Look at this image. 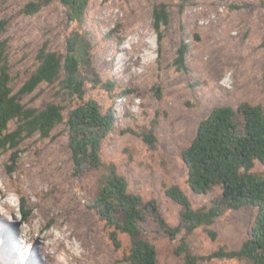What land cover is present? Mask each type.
<instances>
[{"label": "rangeland", "instance_id": "rangeland-1", "mask_svg": "<svg viewBox=\"0 0 264 264\" xmlns=\"http://www.w3.org/2000/svg\"><path fill=\"white\" fill-rule=\"evenodd\" d=\"M27 1L0 0V17L7 20L0 39L6 41L13 92L37 66L36 53L44 42L49 50L65 52L69 31L79 29L90 40V48L87 61L80 66L83 98L67 93L60 83L62 74L53 83H41L22 102L35 107L58 104L63 108V120L48 137L35 133L25 136L17 149H0V188L8 190L6 199L13 207L12 214L0 206V264H47L46 259L61 254L59 249L38 246L36 233L28 236L20 230L37 207L32 192L37 186L30 183L22 193L13 189L23 170L37 177V195L51 196L56 211L81 212L72 226L65 227V221L58 224L52 217L43 229H66L67 240L74 247L88 238L94 241V251L86 252L83 263L76 264H130L124 258L129 237L117 232L120 246L114 247L109 238L112 226L90 207L112 166L126 179L128 191L142 199L140 236L154 244L156 264L183 261L182 255L174 253L181 236L188 249L199 255L220 245L237 248L248 237L254 207L224 209L212 225L216 240L201 227L190 234L181 230L172 238L166 229L178 224L180 207L165 195L164 187L179 185L194 208L210 204L220 194L217 186L201 194L190 190L180 150L213 107L237 109L243 101L264 105V0H188L182 11L179 0H89L81 26L67 22L58 0L25 14L21 9ZM159 2L166 3L169 12L161 40L152 25V9ZM182 42L186 45L184 68L175 63ZM136 50L141 61L134 65ZM89 98L97 101L102 112L111 108L114 122L101 140L100 164L85 162L75 172L65 120L70 109ZM237 119L242 122L240 115ZM17 124V120L10 121L9 130ZM148 130L156 137L154 148L140 135ZM253 170L259 175L264 171L258 162ZM15 220L20 221L17 227L12 225ZM200 264L245 263L216 258Z\"/></svg>", "mask_w": 264, "mask_h": 264}, {"label": "trees", "instance_id": "trees-1", "mask_svg": "<svg viewBox=\"0 0 264 264\" xmlns=\"http://www.w3.org/2000/svg\"><path fill=\"white\" fill-rule=\"evenodd\" d=\"M52 1L55 0H29L21 11L31 14ZM58 1L64 7L67 22L81 26L89 0ZM187 1L179 0L180 11ZM152 21L153 29L161 40L162 31L169 23L166 3L159 2L153 6ZM6 24L7 20L0 17V32ZM89 48L90 40L79 29L69 31L65 52L49 50L44 42L36 53L37 66L13 92L9 85L11 77L6 41L0 39V149H17L25 136L35 133L48 137L55 124L63 120V108L58 104L48 102L35 107L22 102V98L41 83H53L62 74L60 83L67 93L83 98L84 80L80 77V66L87 61ZM185 52L186 45L182 42L175 57V63L181 68H184ZM12 120H17L18 124L14 130H9ZM113 122L112 109L102 112L93 98L68 111L65 130L75 172L85 162L93 166L100 164L101 140L112 130ZM140 135L151 148L155 147L156 137L152 130ZM180 158L186 166V183L192 192L206 193L217 186L220 194L210 204L194 208L179 185H165V195L180 207L178 224L166 229L172 238L181 230L190 234L201 227L211 240H216L218 234L212 225L224 209L238 210L248 205L256 210L248 237L237 248L220 245L209 254L199 255L188 249L185 237L181 236L174 247V253L183 256L180 264H200L203 260L216 258L264 264V171L259 175L253 170L256 162L264 170V105L243 101L237 109L228 105L213 107L198 123L195 136L180 150ZM90 207L105 224L112 226L109 238L114 247L120 246L117 232L129 237L130 247L124 258L130 264H156L154 244L140 236L142 199L128 191L126 179L113 166ZM21 211L24 217L27 216L23 208Z\"/></svg>", "mask_w": 264, "mask_h": 264}, {"label": "bare ground", "instance_id": "bare-ground-1", "mask_svg": "<svg viewBox=\"0 0 264 264\" xmlns=\"http://www.w3.org/2000/svg\"><path fill=\"white\" fill-rule=\"evenodd\" d=\"M138 51H139V48H138ZM137 53L138 52L136 50L133 56L134 65L139 64L141 61L140 56H138ZM30 183L37 186L36 189L32 190V192L36 196V199L34 200V204L37 205V207L35 211L32 213L31 219L27 222V226L25 227V229H20V230L22 232H25V234L28 236H30V234L32 233H36V236H35L36 239L34 242L38 243L39 244L38 246L60 250L61 252L60 255L54 254L53 259L51 260L46 259L47 264H76L83 259L84 254H86V252L89 253L90 251H94V246L91 243L94 241L90 242L88 240L89 238L81 242L80 246L74 247L75 243L73 244V242L71 243L67 240V236L64 233L66 229L64 228H60L59 230H57V232H53L51 230L43 231L44 227L47 228V223L49 220H51L52 217H56L58 219V224H60V222L62 221H65L64 225L65 227H68V226H72L77 223V217H79L81 212L75 211L72 209L69 210V208L64 211H56L55 201L53 200L51 201V196L47 198H43L40 195L39 196L37 195L38 187H39V180L37 179L35 175L31 174L29 171L23 170V176L15 180L13 189L14 191L21 189V193L26 192L27 191L26 187ZM7 194H8L7 189L3 190L2 188H0V206L7 208L13 214V207L10 201L6 199ZM5 216L6 214H4L2 218L5 219ZM81 220L82 219L80 218V221ZM19 222H20L19 220H15L12 225L17 227L19 226ZM16 256L17 254H14L12 256V259L13 257L15 258Z\"/></svg>", "mask_w": 264, "mask_h": 264}]
</instances>
